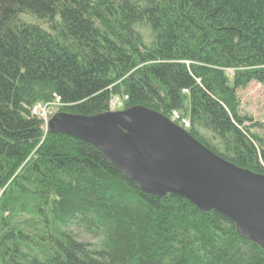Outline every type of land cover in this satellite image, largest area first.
I'll list each match as a JSON object with an SVG mask.
<instances>
[{"label":"trees","instance_id":"16d2710c","mask_svg":"<svg viewBox=\"0 0 264 264\" xmlns=\"http://www.w3.org/2000/svg\"><path fill=\"white\" fill-rule=\"evenodd\" d=\"M254 82L264 0H0V264H264L220 214L143 194L32 114L58 99L95 116L126 96L123 110L176 111L211 152L264 175V126L238 96Z\"/></svg>","mask_w":264,"mask_h":264},{"label":"water","instance_id":"95a60500","mask_svg":"<svg viewBox=\"0 0 264 264\" xmlns=\"http://www.w3.org/2000/svg\"><path fill=\"white\" fill-rule=\"evenodd\" d=\"M46 130L92 146L145 195L177 196L220 214L264 251V175L214 154L168 117L142 106L95 116L57 113Z\"/></svg>","mask_w":264,"mask_h":264},{"label":"rangeland","instance_id":"374dc122","mask_svg":"<svg viewBox=\"0 0 264 264\" xmlns=\"http://www.w3.org/2000/svg\"><path fill=\"white\" fill-rule=\"evenodd\" d=\"M143 32L147 33L144 29ZM238 96L242 105V114L264 126V84L254 82L246 89L240 90ZM57 111V109H51V116L59 113ZM259 135L264 138V129L259 131Z\"/></svg>","mask_w":264,"mask_h":264},{"label":"built area","instance_id":"2783aa9c","mask_svg":"<svg viewBox=\"0 0 264 264\" xmlns=\"http://www.w3.org/2000/svg\"><path fill=\"white\" fill-rule=\"evenodd\" d=\"M188 93V91H184ZM128 100V97H114L110 102V108L112 111L121 110L124 107V102ZM60 106V102L56 99L55 102L46 104V105H36L33 110L32 114L44 120L45 125L48 123L51 113V109H58ZM170 120L180 126L185 130H189L191 128L190 121L186 118H183L178 112L174 111L171 114Z\"/></svg>","mask_w":264,"mask_h":264},{"label":"bare ground","instance_id":"6f19581e","mask_svg":"<svg viewBox=\"0 0 264 264\" xmlns=\"http://www.w3.org/2000/svg\"><path fill=\"white\" fill-rule=\"evenodd\" d=\"M58 110V109H57ZM58 112V111H57Z\"/></svg>","mask_w":264,"mask_h":264}]
</instances>
